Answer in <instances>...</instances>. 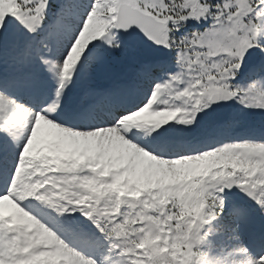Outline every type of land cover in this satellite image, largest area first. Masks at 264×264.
<instances>
[{
  "label": "snow or ice",
  "instance_id": "6c2138e0",
  "mask_svg": "<svg viewBox=\"0 0 264 264\" xmlns=\"http://www.w3.org/2000/svg\"><path fill=\"white\" fill-rule=\"evenodd\" d=\"M76 7L77 23L60 40L57 60L32 43H21L11 52L7 47L14 25L31 34L44 26L49 0H0V60L10 58L17 65L14 79H32L34 74L27 66L36 58L43 65L54 66L53 70L60 77L55 99L44 106H35L0 90V132L5 133L0 137V200L5 207V215L0 218V260L6 264H64L62 259H56V254L65 249L56 232L55 236L45 233L46 240L18 244L16 234L6 230V226H19L8 214L10 208H25L22 202L35 197L58 212L78 211L94 222L111 241L112 250H118L121 259L116 264H153L152 258L143 250L127 249L118 243L123 239L117 230L123 216L106 206L103 194H98L99 190L94 188L91 180L81 182L83 177H95V172L83 167L68 173L47 161L52 157L71 155L85 160L103 153V160L108 165L105 176L124 165V171L111 181L113 189L118 188L126 177L132 178L140 172L152 174L167 168L169 160L173 161L174 168L207 164L208 156L197 154L221 146L173 143L157 154L155 147L149 149L140 143L141 151L148 149L141 154L128 143L137 137L136 130L121 135L118 122L125 117L138 116L140 119L135 123L154 126L159 130L154 137H159L168 130L161 126L170 121L179 119L185 125L198 124L199 115L214 103L235 99L246 107L264 109V0H89ZM205 20L211 23L202 30L184 31L192 21ZM137 29L143 36L134 41L132 37L138 35ZM82 33H91L88 41ZM81 43H86V50ZM145 45L174 50L179 70L171 71L165 62L153 59ZM108 51L122 53L135 66L136 79L151 83V90L142 97L128 99L101 126L80 129L60 122L61 99L78 70L101 67L109 77L120 70L107 62L104 53ZM253 61L250 82L236 83ZM158 72H167V78L156 79ZM145 113L149 116L145 117ZM43 126L49 129L46 139L41 138ZM100 136H107V142L98 143ZM259 141L262 140L229 143L255 148ZM179 157L195 159L181 160ZM66 176L76 177L79 186L72 189L74 195L63 199L66 184L53 185L57 184V178ZM37 180L41 183L49 180V183L36 191ZM209 183L216 197V213L201 214L193 226L198 233L194 241L197 248L213 231L212 222H218L220 228L234 233L241 224L249 222L254 211L264 212V175L261 173L254 176L234 174ZM233 187H239L258 207L229 203L226 190ZM85 198L90 199L86 202ZM6 202L10 207L6 208ZM124 211L122 208L121 212ZM224 220H228V224L225 225ZM66 250L79 258V264H96L94 259L74 247ZM229 255L239 258V264H264V250L250 254L247 247L236 245ZM206 264L225 262L208 259Z\"/></svg>",
  "mask_w": 264,
  "mask_h": 264
},
{
  "label": "clouds",
  "instance_id": "9594fccd",
  "mask_svg": "<svg viewBox=\"0 0 264 264\" xmlns=\"http://www.w3.org/2000/svg\"><path fill=\"white\" fill-rule=\"evenodd\" d=\"M89 35L91 33L88 35L82 33L85 41H88ZM80 46L86 50V43H81ZM139 119L140 117L135 115L131 118H122L118 122L119 133L122 135L124 132H131L141 127L135 123ZM136 132L139 136L140 133ZM128 143L130 147L141 151L140 143L134 140H129ZM147 151L148 149L144 148L141 154ZM197 155L208 156L209 160L205 167L201 168L197 165L177 170L172 166L173 161L169 160L167 168L150 174L140 181L134 182L130 178H125L116 189L112 188L111 181L124 169H113L111 174L105 176L104 172L108 165L103 160V153L85 160H81L77 155L52 157L47 162L68 173L83 167L96 173L92 178L83 177L81 182L91 180L94 188L99 190L98 194H103L106 206H110L114 213L123 216L120 226H117L123 237L118 241L121 247L143 250L145 255L152 258L153 264H206L208 259H221L225 264H239V258L230 256L231 252L217 255L202 246L197 248L194 241L198 233L193 226L197 224L201 214L210 216L216 213V197L209 181L214 182L234 174L264 175V141H259L255 148L244 147L242 143H224L221 148ZM179 159L187 160L195 157H179ZM36 171H39V168ZM49 180L43 183L37 180L34 185L35 190L44 188ZM60 183L66 184L63 189L65 193L63 199L74 195L72 189L79 186L74 176L57 178V184L53 187L59 186ZM88 199L90 198H85L86 202ZM122 208L125 209L123 213ZM13 219L19 226L14 228L6 226V230L16 234L18 244L24 241L46 240L48 236L45 233L56 235L46 222L25 208L18 209V215ZM212 227L213 231L216 230L215 226ZM57 239L65 245V249L58 252V255L64 258V264H79V258L66 250L71 246L64 239L60 237ZM0 264H6V261L0 260Z\"/></svg>",
  "mask_w": 264,
  "mask_h": 264
},
{
  "label": "rangeland",
  "instance_id": "374dc122",
  "mask_svg": "<svg viewBox=\"0 0 264 264\" xmlns=\"http://www.w3.org/2000/svg\"><path fill=\"white\" fill-rule=\"evenodd\" d=\"M59 4V7L62 8V0H55ZM81 4H86L89 0H82ZM78 2L73 0L70 2L69 5L63 11H69L68 16L65 18V22L67 24L61 22L63 19L60 16L61 9L57 12L54 21L48 25V29L42 34L40 39L35 40L34 35L28 33L25 29H22L16 25L13 26L12 29V39L9 41L7 47L9 51L16 49L20 43H30L34 41L35 44L41 48V51L45 54L52 56L54 59H59L56 53L59 50V42L62 37L77 23L78 20V11L75 14L77 7L76 4ZM53 4V6H54ZM67 4L64 3V6ZM74 5V6H73ZM71 6V7H70ZM51 8V7H50ZM49 8V9H50ZM75 14V15H74ZM70 15V17H69ZM74 16V17H73ZM60 17V19H58ZM195 21L189 23L184 31L191 30L195 27ZM56 23V24H54ZM204 22H199L197 25L200 29H202V25ZM57 25V26H56ZM60 25V27H59ZM68 26L69 28L66 27ZM15 34V36H14ZM44 45H48L47 48L43 47ZM146 50V49H145ZM147 51V50H146ZM148 52V51H147ZM150 56L158 61H163L167 65L170 66L171 71H178V67L176 66V53L174 50H167L166 52H159V53H149ZM107 57V62L110 65L119 67V71L115 74V81H118L120 78L122 79H129L135 73V67L128 66L133 65L129 63L124 55L120 52L108 51L104 53ZM156 55V56H155ZM161 55V56H160ZM161 58L163 60H161ZM34 63H40V68L43 69L45 75H48L46 78L38 77L37 74H34L32 79H29L30 83L33 86L40 87L43 91H36L35 99H39V106H44L47 103H50L52 99L56 97V90L58 88L57 81L60 77L57 73L53 70V67L48 65H43L42 62L39 61L38 58L34 59ZM30 65H33L31 63ZM38 66V65H37ZM126 68L129 69L130 74L126 73ZM251 69L253 68L250 67ZM17 69V65H15L10 58H4L0 60V82L4 79H8L9 76H12L11 71H15ZM250 69V70H251ZM28 70V69H27ZM249 70V71H250ZM249 71L246 73H242L237 79L236 83L247 84L250 82L249 78ZM101 72L99 79L98 73ZM107 75L103 71L101 67L90 68L85 67L83 69L78 70L77 74L72 78L71 82L68 84V87L64 91V95L61 99V107L63 111H61L58 115L60 116V122L66 123L68 126L80 128V129H87L90 128L88 126L87 120H80V124L83 125V128L75 126V117L74 113L77 104L79 102H75V97L80 96V101L85 102L90 99L96 101V98L90 95V91L94 90L96 87H102L104 85H111L114 81H105ZM134 82L136 81L135 76ZM158 80H163L167 78V72H160L159 76H156ZM257 79L259 77H256ZM121 79V80H122ZM133 79V78H132ZM130 80H125L130 82ZM98 82V86L96 85ZM124 81H121V83ZM133 82V83H134ZM147 84V83H146ZM144 84V88H147V85ZM133 84H128L127 88H131ZM112 86V85H111ZM152 85L149 86V89L146 91L151 90ZM4 88L8 89L7 85H4ZM136 88L140 89V85ZM135 88V89H136ZM145 92H138L136 91L137 97L143 96ZM49 99V100H48ZM231 102L228 104H224L221 106L218 111L215 107H211L206 109L199 115V123L196 125H185L179 119L173 120L168 122V125H163L161 128L168 129L165 131L161 136L154 137V133L159 131L152 125H143L138 129H135L140 133L139 136L133 138L134 142L141 143L144 146H147L149 149L155 147L157 149V154L159 150L164 148L163 139L165 138L168 131H178L186 136H190L192 134H203L202 138L210 135V133L217 134V132H221L216 136L217 144L214 146H222L223 144L219 141L223 138H227L229 136H233L237 138V136L242 137L244 135L249 134H260V130H250L253 128L255 130L256 126L260 127L261 124H264V109L253 108V107H246L245 105L241 104L238 100H230ZM103 104L107 105L110 101H103L100 100ZM177 103H181V101H177ZM70 111H73V114H70ZM115 110L111 108H103L101 113L94 114L91 120L98 118L100 122L105 123L110 117L114 114ZM151 112V110H150ZM257 115H259L257 117ZM145 117L149 116V113L144 114ZM66 118V119H65ZM231 121V123H229ZM260 121V122H257ZM221 123L217 128H213V126L218 125ZM261 123V124H260ZM236 124L238 129L236 130ZM169 125L171 127H169ZM231 129V132H226V130ZM234 130V131H233ZM236 130V131H235ZM142 131V132H141ZM169 131V132H170ZM167 132V133H166ZM196 132V133H194ZM199 132V133H198ZM223 132V133H222ZM49 133V129L47 126H43L41 138L46 139ZM5 133L0 132V137H3ZM237 135V136H236ZM200 136V135H199ZM264 136V135H263ZM260 138H238V140H234L236 142H243L244 140H261ZM107 136H100L97 138L98 143H106ZM199 140V139H198ZM231 140H228L229 143ZM264 141V139H262ZM15 143V142H14ZM207 164L200 165L201 168L205 167ZM121 168L124 165H120ZM188 166H178L176 167L177 170L186 169ZM153 174V173H152ZM150 174H144L143 172L138 173L136 176L130 178L132 181H140L143 180ZM128 178V177H126ZM238 190L242 191L239 187ZM230 196H227V200L229 203H232ZM234 204L237 205H245L249 208H257L256 202L249 197L248 195L243 199L242 202L238 203L233 199ZM22 206L25 207L26 210L31 211L34 215H37L38 218H41L44 222H46L53 231L57 233V235L64 239L66 243H69L71 247L76 248L77 251L82 252L87 257L94 259L96 264H116L121 258L117 254L118 250H112L111 241L105 236V234L101 233L94 222H92L89 218L85 217L82 213L76 212H68V213H61L58 212L57 209L44 201H40L35 197L26 198L22 202ZM30 206V208H29ZM10 207L8 202H6V208ZM256 215H252L249 222L246 224H241L238 228H236L235 232H230L226 228L220 230L218 222H212L213 226H215L216 230L212 231L207 240L202 244V247L205 250H209L213 254L219 255L220 253L224 252H232L236 245H243L247 247L250 251V254H256L261 250H264V234H255L256 230L254 229L257 225L254 221H264V212L254 211ZM9 215L17 216L18 215V208H10ZM5 215V207L2 200H0V218ZM228 220H224L223 223L226 225L228 224ZM261 231V229H259ZM248 235L247 239L246 236ZM57 260H63L64 258L59 256L58 253L56 254Z\"/></svg>",
  "mask_w": 264,
  "mask_h": 264
},
{
  "label": "bare ground",
  "instance_id": "6f19581e",
  "mask_svg": "<svg viewBox=\"0 0 264 264\" xmlns=\"http://www.w3.org/2000/svg\"><path fill=\"white\" fill-rule=\"evenodd\" d=\"M70 1H73V0H62V7L63 8H62V11H61V17L63 19L61 20V22L64 23V25L67 24V21L65 22L64 20L68 16L67 14H69V11L68 10L67 11H63V10L66 9V7L68 6V3H70ZM76 1L78 2L77 4H81L82 3L81 2L82 0H76ZM64 3H66L67 5L64 6ZM77 11H78V8L76 9V11L74 13L76 14ZM69 17H70V15H69ZM54 24H56V23H54ZM59 27H60V25H59ZM65 27H66V30H67V28H69L68 26H65ZM161 60H163V59L161 58ZM254 65H255V63L253 64V67H254ZM250 69L251 68H249L248 70L244 71V73L245 72L247 73ZM126 73L128 75L130 74V71H129L128 68H126ZM99 74L101 75L102 73L101 72L98 73V77H97L98 79L100 77ZM133 76H135V73L133 74ZM133 76L131 78H129V79L120 78L118 81L114 80L115 79V75L111 76V77L107 76L105 81H110V80L114 81L111 84L112 86L111 85H104L102 87H96L94 90L90 91V95H92L94 97H97V96L108 97V96L116 94L118 92L129 93V98L128 97L126 98L124 96V97H122V99H119V101H121L124 104L128 99L133 98V97H137V94H139V93H136V91L145 92V90L149 89V86L151 85V83H148L146 81H140V80H137V79L134 82V77ZM130 79H132L130 82L125 81V80H130ZM156 79H157V77H156ZM121 81H124V82L121 83ZM98 82L99 81L96 82L97 86H98ZM128 84H133V85H132L131 88H127ZM144 84L147 85V88H144V86H145ZM4 85H7L8 89L4 88ZM139 85H140V89L136 88ZM0 90L6 91L9 95H12V96H14V97H16L18 99H22L25 102L32 103L35 106H39V105L33 103V101H31V100H34V99H31V97L36 94L35 93L36 91H39V92L43 91L40 87L33 86L30 83L29 79L17 80V79H14V78H8V79H4L3 81H1L0 82ZM139 97H142V96L140 95ZM75 101L76 102L78 101L77 97H75ZM212 108H213V106H212ZM100 109H101L100 105H95L94 101L88 100V101H85V102L78 103L76 108H74L75 113L73 114L72 113L73 111H70V114H73L74 117H75V126L83 128V125H81L79 123L80 120H87L88 123H89L88 124L89 127L101 126L103 123L98 121L99 120L98 118L95 119V120L94 119L91 120L90 115H89V111L90 110L97 113V112L100 111ZM216 111H218V110H216ZM221 123H224V122H220L218 125L213 126V128H217ZM234 125L236 126V130H237L238 129L237 125L236 124H234ZM255 130H260L261 133L260 134H248V135H244L242 137H239V136L236 135L237 138H235L233 136H229L227 138H223L219 142L222 143V144L223 143H227L228 140H231L230 142H236L234 140H238V138H244V137L248 138V139L252 138V137H254V138L262 137L260 139L261 140L264 139V136H263L264 135V124H261L260 127L256 126ZM169 131H168V133H172L171 138L170 139H166V138L164 139V142L166 143L167 146L171 145L173 143H183V144L192 145V146H200V145H205V146L211 145V146H214L218 142V141H216L217 140L216 136L219 133H221V132H217V134H214V133L211 132L210 135H207L206 137L202 138L203 134L201 135L199 132H198L199 133L198 135L197 134H192L190 136H186L188 134L184 135L182 133H179L176 130L175 131L172 130L170 132ZM227 132H231V129L226 130V132H224V133H227ZM194 133H196V132H194ZM189 154H194V153H189ZM229 198H231V200H232L231 202H232V204H234L233 198L231 196ZM29 208H30V206H29ZM253 214L256 215L255 212H253ZM257 217H258V215H256V218ZM254 223L257 225L254 228L256 230L255 234H259V233L264 234V221H261V220L259 222L258 221H254ZM259 229H261V231ZM245 236H246V239H247L248 235H245Z\"/></svg>",
  "mask_w": 264,
  "mask_h": 264
},
{
  "label": "water",
  "instance_id": "95a60500",
  "mask_svg": "<svg viewBox=\"0 0 264 264\" xmlns=\"http://www.w3.org/2000/svg\"><path fill=\"white\" fill-rule=\"evenodd\" d=\"M137 33H138L137 36L132 37V39H133L134 41H139L140 37L143 36V34L139 32V29H137ZM149 43H151V42L149 41ZM145 46L147 47V45H145ZM147 49H148L150 52H155V51H166V50H167V48H159L158 46H155V45H153L151 48H148V47H147ZM254 62H255V61L250 62L249 65L253 64ZM221 105H222V102H220L219 104L214 103V106L217 107V108H219ZM236 189H237V187H233L232 189H229V190H226V191H227L230 195H232V196H233L238 202H241V201L244 199L245 194H239V193L237 192Z\"/></svg>",
  "mask_w": 264,
  "mask_h": 264
},
{
  "label": "trees",
  "instance_id": "16d2710c",
  "mask_svg": "<svg viewBox=\"0 0 264 264\" xmlns=\"http://www.w3.org/2000/svg\"><path fill=\"white\" fill-rule=\"evenodd\" d=\"M50 19H51V16H47V19H46V21H45V24H44V26L47 24V22H48ZM44 26H43L41 29H43V28H44Z\"/></svg>",
  "mask_w": 264,
  "mask_h": 264
}]
</instances>
